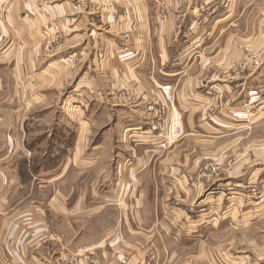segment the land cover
<instances>
[{
    "label": "crops",
    "instance_id": "obj_1",
    "mask_svg": "<svg viewBox=\"0 0 264 264\" xmlns=\"http://www.w3.org/2000/svg\"><path fill=\"white\" fill-rule=\"evenodd\" d=\"M0 35V264L264 263V0H0Z\"/></svg>",
    "mask_w": 264,
    "mask_h": 264
},
{
    "label": "built area",
    "instance_id": "obj_2",
    "mask_svg": "<svg viewBox=\"0 0 264 264\" xmlns=\"http://www.w3.org/2000/svg\"><path fill=\"white\" fill-rule=\"evenodd\" d=\"M2 43V37L0 35V44ZM160 91L163 94V96L168 99L169 101L172 100L173 95H172V87L171 85H163L160 86ZM158 120H161L160 118ZM165 134L164 136V141L162 145L164 144H172L173 142L179 140L183 135V127L180 122V118L177 114L172 116L171 121L165 126Z\"/></svg>",
    "mask_w": 264,
    "mask_h": 264
},
{
    "label": "rangeland",
    "instance_id": "obj_3",
    "mask_svg": "<svg viewBox=\"0 0 264 264\" xmlns=\"http://www.w3.org/2000/svg\"><path fill=\"white\" fill-rule=\"evenodd\" d=\"M52 103H54V102H56V98L55 97H53L52 98V101H51ZM56 103H58V104H60V101H58V102H56ZM60 115V111H59V109H57V115H56V118L58 117ZM53 116V115H52ZM41 118V117H40ZM44 120H49L48 119V117H45V119ZM43 130H45V128L44 129H40V131H43ZM221 160L218 158L216 161H214V162H210L209 164H208V166L211 168H214V169H216V170H221L222 168H223V165L221 164V162H220ZM220 174H217V176H219ZM251 193H255V195H256V197L255 198H257V196H258V198L257 199H260L262 196H263V189H262V187L259 185V183H255V185H251L250 187H249V195L251 196ZM252 197V196H251ZM249 198V197H248ZM81 248H83L84 249V252L83 253H80L79 255H78V257H80V256H82L83 258H84V260H87V261H90V262H94L95 261V258L93 257V244H86V245H82V246H80V248L79 249H81ZM83 254V255H82ZM74 261V260H73ZM261 264H264V263H261Z\"/></svg>",
    "mask_w": 264,
    "mask_h": 264
}]
</instances>
